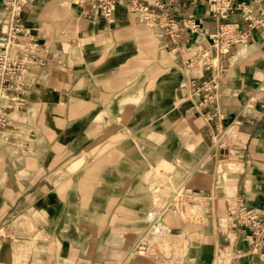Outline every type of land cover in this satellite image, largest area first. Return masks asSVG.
<instances>
[{
	"label": "crops",
	"instance_id": "1",
	"mask_svg": "<svg viewBox=\"0 0 264 264\" xmlns=\"http://www.w3.org/2000/svg\"><path fill=\"white\" fill-rule=\"evenodd\" d=\"M172 1L180 25L195 15L201 26L195 31L186 29L178 45L162 40L171 55L170 62L157 53L152 39L142 37L139 25L116 23L115 18L108 22L95 16L91 19L108 22L100 23L104 24L100 32L113 39L98 42L96 54L91 55L95 61L82 64L80 52L70 54L60 36L44 35L29 5L25 24L40 40L46 59V65L35 73L36 84L29 103L38 109L37 118L46 113L54 128L84 126L95 132L96 142L117 144L110 147L111 162L100 165L97 161L95 168V174L100 175L94 201L96 215H106L107 220L106 224L96 223V254L112 250L113 255L118 254L114 250H121L98 241L105 230L112 236H121L128 226L135 238L146 221L150 229L148 217L160 202L153 198L157 189L153 176L158 169L162 175H173L175 183H185L184 187L207 202L211 234L199 244L204 250V264H264L254 255H237L247 243L242 234L232 230L227 214L229 202L239 195L254 207L264 206V28L252 30L248 43L232 46L213 69L220 84V103L228 129L224 138L227 146L220 150L213 147L210 126L188 96L191 78L205 74L190 65L189 59L195 60L210 47V35L218 32L219 24L205 14L204 6L196 7L189 0ZM123 4L115 10L119 18L124 14ZM255 7L264 11V0L255 3ZM232 20L243 23L242 14H235ZM110 60L119 62L120 67H113ZM39 121L35 124L38 129ZM34 136L39 139L40 133ZM42 138L51 145L63 142L65 135L48 133ZM25 155L40 153L30 151ZM56 187L50 182H35L28 191L50 192ZM34 196L19 197V250H10L9 263L3 262L6 252L0 250V264H15L18 256L19 264H49V258L44 256L48 250H64L56 243L34 241L55 228L65 232L68 219L63 213L56 226L47 229L41 220L55 218L56 209L45 198ZM79 224L80 231H88L87 218ZM156 233L161 236L164 231L159 228ZM80 247L86 255L88 243H80ZM38 250L43 254L40 259L36 257ZM119 263L115 260V264Z\"/></svg>",
	"mask_w": 264,
	"mask_h": 264
},
{
	"label": "rangeland",
	"instance_id": "2",
	"mask_svg": "<svg viewBox=\"0 0 264 264\" xmlns=\"http://www.w3.org/2000/svg\"><path fill=\"white\" fill-rule=\"evenodd\" d=\"M30 6L35 11L36 22L44 35L48 38L54 34L60 36V41L65 42L70 48V54L76 55V52H80L82 64L87 62L91 64L95 61V57L91 55L96 54L95 45L98 42L107 38L113 39L112 36H103L100 32V28L104 25L100 23L108 24V22L85 16L77 0H32ZM122 6L124 11H121L124 14L119 18L115 13L116 23L139 25L142 37L152 39L157 53L166 56L170 62L171 55L166 52L165 44L157 30L145 22L142 12L133 10L128 4ZM8 18L0 0V30ZM51 24L55 26L52 27ZM203 53L202 51L200 58L197 59L195 69H204ZM118 63L110 60V64L115 68L120 67ZM38 115V109L28 103L23 111L10 115L12 124L7 128L0 127V250L6 252L4 258H1L3 262H10V250H19V197L24 198L32 194L35 195V199L45 198L50 206L56 209L55 218L44 217L41 220V224L47 229L56 226L63 213L68 216L64 223L67 228L65 232L55 228L53 232H48L47 235L40 234L34 239L35 242L42 240L44 245L56 243L64 249L48 250L44 256L49 258V264H80L79 262L85 259L88 261L87 264L91 262L115 264V260H118L119 264H204L206 262L204 250L199 247L200 242L206 241L211 234L206 200L199 198L191 188L184 187L185 183H175L173 175L160 174L158 169L153 176L157 185V189L153 191V198L160 200L161 203L158 202L155 211L160 213L163 206L170 207L146 240L152 247L151 253L146 254L136 250L138 243L150 231L146 221L135 238L131 237L128 226L121 236H112L105 230L104 234L98 237V241L103 242L105 247H120L121 250H114L118 254L113 255L112 250H103L100 254H96L93 250L97 242L96 223L106 224L107 220L106 215L104 217L100 215L99 218L96 215L94 201L96 182L100 175L95 174V168L98 167L97 161L100 165L103 162H111L110 147L117 144L96 142L95 132L92 133L90 128L84 126L54 128L50 126L51 120L46 113L43 112L40 118H37ZM37 120H40L39 129L35 127ZM16 126L19 128H15ZM38 132L40 138H34ZM48 133L65 135V139L61 143L55 142L49 145L42 138ZM87 138L93 141L86 142ZM30 151L39 152L40 155H25V152ZM43 181L50 182L53 186H57V189L50 192L42 189L28 191L31 184ZM101 182L99 179V183ZM81 198L82 205H79ZM85 218L88 220L89 229L80 231L79 221ZM159 228L164 231L161 236L156 233ZM63 242L64 246L61 245ZM86 242L88 250L85 255L80 243ZM35 245L37 247L39 244ZM36 257L40 259L43 254L38 250ZM138 258L139 260L147 258V261H139ZM19 262L21 258L19 259L18 256L14 263L19 264Z\"/></svg>",
	"mask_w": 264,
	"mask_h": 264
},
{
	"label": "built area",
	"instance_id": "3",
	"mask_svg": "<svg viewBox=\"0 0 264 264\" xmlns=\"http://www.w3.org/2000/svg\"><path fill=\"white\" fill-rule=\"evenodd\" d=\"M32 0H3V6L9 18L0 30V127L12 124L10 115L23 111L30 100L36 84L35 73L46 65L43 45L36 34L25 24V12ZM89 18L101 17L114 22V14L121 3L140 10L147 24L153 26L165 44L178 45L186 29L198 30L195 15L188 23L180 25L175 16L172 0H77ZM194 6H204L205 14L218 24V32L211 34V45L204 53V73L200 78H191L188 84L189 98L195 104L199 114L209 124L213 147L226 148L224 141L228 129L224 125L226 118L221 100L220 84L213 69L221 55L229 52L236 44L249 42L252 30L264 28V11L257 9L255 3L262 0H189ZM240 13L243 23L232 20ZM175 49V48H174ZM201 51V52H202ZM189 59L190 65H197V59ZM170 207V206H169ZM149 220L150 231L138 243L136 250L150 254L152 247L146 241L151 230L169 208ZM154 211V210H153ZM228 220L232 230L242 234L246 248L239 249L237 255L249 254L264 262V206L254 207L245 196H236L227 207ZM216 264H222L221 261Z\"/></svg>",
	"mask_w": 264,
	"mask_h": 264
},
{
	"label": "bare ground",
	"instance_id": "4",
	"mask_svg": "<svg viewBox=\"0 0 264 264\" xmlns=\"http://www.w3.org/2000/svg\"><path fill=\"white\" fill-rule=\"evenodd\" d=\"M156 217V213L155 210L150 214V216L148 217L149 220H152Z\"/></svg>",
	"mask_w": 264,
	"mask_h": 264
}]
</instances>
